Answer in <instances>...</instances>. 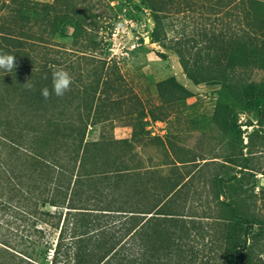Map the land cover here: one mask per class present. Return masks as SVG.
<instances>
[{
    "label": "rangeland",
    "instance_id": "obj_1",
    "mask_svg": "<svg viewBox=\"0 0 264 264\" xmlns=\"http://www.w3.org/2000/svg\"><path fill=\"white\" fill-rule=\"evenodd\" d=\"M0 51L16 56L0 69V130L31 119L24 94L51 90L54 68L73 77L63 97L40 99L52 122L34 120L49 145L78 154L68 185L92 201L84 245L101 257L113 244L118 214L98 208L118 200L137 224L150 211L180 219L173 262L225 264L239 237V257L264 264V238H251L264 226V0H0ZM217 61L226 83L184 66L216 76ZM40 225L52 253L59 229ZM162 225L140 229L147 256L162 255Z\"/></svg>",
    "mask_w": 264,
    "mask_h": 264
},
{
    "label": "trees",
    "instance_id": "obj_2",
    "mask_svg": "<svg viewBox=\"0 0 264 264\" xmlns=\"http://www.w3.org/2000/svg\"><path fill=\"white\" fill-rule=\"evenodd\" d=\"M155 19L157 21V17ZM153 39L157 40L155 37ZM221 63L217 61L219 68L215 70L216 76L209 75V72L198 74L187 63L184 66L190 78L200 75L203 81L218 78L226 83V70ZM227 66L231 64L228 63ZM40 99H44L41 91L37 95L33 90H26L24 104L26 113H31V119L16 121L17 124L14 125V122L0 130V264H46L48 259L54 264L61 254L66 255L67 264H184L180 259L173 262V255L177 256L185 251L183 243L177 242L181 238L177 228L180 219L160 218L157 212L150 211L151 214L144 215L143 220L137 224L139 217L136 211L121 208L129 204L126 201L113 200L108 208H98L118 214L114 216L115 223L107 226L114 241L113 244L107 242L105 254L100 257L95 248L84 245V235L93 226L89 225L90 222H84L86 212L81 210L89 209L85 205L92 201L77 196V189L74 188L76 180L71 190L70 184L68 185V171L78 154L73 153L74 151L60 152L49 145L46 138H41V130L34 117L47 119L49 123L52 120L48 119L49 109ZM245 159L242 167L250 168L251 159ZM83 160L81 156L80 166ZM234 177L232 175L228 179ZM114 187L112 185V190ZM97 202L103 203L100 200ZM47 204L55 206L56 210L44 209ZM115 204L121 206H114ZM155 220L163 223L162 229L169 241H163L160 247L162 255L170 257L165 262L160 258L162 255L147 256L139 249V245L143 246L138 237L143 236L140 229L147 222L154 224ZM166 221L170 222L167 228L164 226ZM41 223L59 229L52 253L47 250L51 241L47 236L53 231L43 227ZM132 223L135 225L133 228L129 225ZM103 232L101 229L92 233L90 240ZM262 236L264 238V226H258L251 238L259 239ZM239 241L238 237L229 246L225 264H251L249 259L239 257Z\"/></svg>",
    "mask_w": 264,
    "mask_h": 264
},
{
    "label": "clouds",
    "instance_id": "obj_3",
    "mask_svg": "<svg viewBox=\"0 0 264 264\" xmlns=\"http://www.w3.org/2000/svg\"><path fill=\"white\" fill-rule=\"evenodd\" d=\"M16 67V56L7 52L0 51V69L5 73L13 72ZM28 88H33L34 86L28 81L25 83ZM73 84V77L64 68H54L52 70V88L49 90L48 87H43L41 95L44 99H48L51 95L57 97H63L68 91H70Z\"/></svg>",
    "mask_w": 264,
    "mask_h": 264
}]
</instances>
